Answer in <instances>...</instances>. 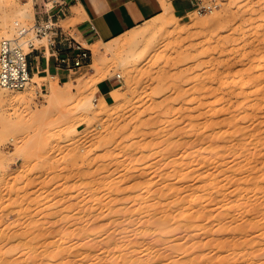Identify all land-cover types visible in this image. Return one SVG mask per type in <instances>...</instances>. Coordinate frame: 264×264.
<instances>
[{
    "label": "rangeland",
    "instance_id": "obj_1",
    "mask_svg": "<svg viewBox=\"0 0 264 264\" xmlns=\"http://www.w3.org/2000/svg\"><path fill=\"white\" fill-rule=\"evenodd\" d=\"M25 1L0 5V23ZM203 5L212 10L119 38L116 56L112 41L83 45L89 66L66 83L0 88L33 94L29 110L43 111L20 106L9 124L0 104V264H127L132 250L136 264H264V0ZM22 21L34 25L35 11ZM117 75V97L101 107L95 89ZM168 212L166 233L140 241L141 224ZM86 244L97 249L87 258Z\"/></svg>",
    "mask_w": 264,
    "mask_h": 264
},
{
    "label": "crops",
    "instance_id": "obj_2",
    "mask_svg": "<svg viewBox=\"0 0 264 264\" xmlns=\"http://www.w3.org/2000/svg\"><path fill=\"white\" fill-rule=\"evenodd\" d=\"M165 1L170 3L174 14L180 19L194 12L191 0ZM45 5L49 8L57 5L50 12L55 24V32L51 34L54 39L35 47L28 61L33 78L45 81L50 78L62 84L74 73L60 66L58 59L76 54L66 49V38H73L87 47L100 41L108 43L163 13L161 0H33L35 15L43 12ZM43 20L48 19L44 16ZM116 83L115 79L100 81L97 96L108 103Z\"/></svg>",
    "mask_w": 264,
    "mask_h": 264
},
{
    "label": "bare ground",
    "instance_id": "obj_3",
    "mask_svg": "<svg viewBox=\"0 0 264 264\" xmlns=\"http://www.w3.org/2000/svg\"><path fill=\"white\" fill-rule=\"evenodd\" d=\"M12 1V0H11ZM161 2H162V7H163V13L160 15V16H158L157 18H155V19H153V20H151V21H149V22H147V23H145L144 25H142V26H139V27H137V28H135V29H133L132 31H130V32H128V33H134V35H132V36H139L140 38H147L148 36H150V34H151V32L153 31V29H154V25L155 24H152V22L153 21H155V20H157V19H159V21L162 23V24H171V23H173V22H176V20H179V18L174 14V11H173V9H172V7H171V5H170V3H167L165 0H161ZM9 3V0H0V5L1 6H6L7 4ZM6 9V8H5ZM34 10V7H33V0H26L24 3H22L21 4V6L19 7V8H17L14 12H13V14L11 15L9 12H7L6 11V14H5V12H2V22L0 23V27H1V30H2V32H3V34L4 35H6V29L8 30V28L9 27H11V29H12V26H13V28H14V26L16 25V24H22L23 23V21L22 20H24L25 21V19H31L32 18V11ZM3 14H5L4 16H3ZM34 15V14H33ZM33 20V19H32ZM194 20V19H193ZM12 24V25H11ZM186 24V26H188V23H185ZM191 24V23H190ZM189 24V25H190ZM11 25V26H10ZM179 27V26H178ZM140 28H142V30L140 31ZM177 28V27H176ZM184 28V27H183ZM10 29V30H11ZM13 30V29H12ZM140 31L138 34H137V32L136 31ZM182 30V29H181ZM2 32H1V35H2ZM128 33H126V34H128ZM126 34H124V35H122L121 37H123V36H125ZM121 37H119V38H121ZM137 37H132V39L133 38H137ZM119 38H117L116 40H118ZM116 40H113L112 42H111V44L110 45H108L107 47H106V51L108 52V53H110V54H112V56H116L117 55V53L120 51V49L122 48V44L120 43V42H117ZM130 40H131V38H130ZM137 40V39H136ZM133 41V40H132ZM135 41V40H134ZM99 43H103V42H99ZM99 43H96V44H99ZM107 44V43H106ZM85 45V44H84ZM94 45L95 44H93V45H91L92 47H94ZM90 46V47H91ZM93 49H95V48H93ZM92 49V50H93ZM106 51H104V52H106ZM93 52H95V54L97 53V52H99V49L97 48L96 49V51L94 50ZM106 52V53H107ZM94 54V55H95ZM109 55V54H108ZM52 92H50L51 93V100L49 101V103L51 104L52 103V99L53 98H55L57 95H58V90H57V86L56 85H53L52 86ZM96 91L98 90V88H96L95 89ZM30 93V92H29ZM109 93V92H108ZM106 94V93H105ZM33 95V94H32ZM32 95H24V94H22V95H17V96H14V97H9L8 95H5V93L4 92H2V91H0V104H3L4 106H6L7 108H8V110L6 111L7 113H9V111L10 112H12L11 114H8L6 117H5V120L9 123V124H14L15 122H17V121H20V118H21V114H17V112H16V109L18 108V107H20V106H22L23 108H26V109H28V111H25V112H23L24 114H25V116H28V117H31V118H37L38 116H40L42 113H43V111L42 110H39V109H36L35 108V110L34 111H31V109L29 110V108H30V106H31V103L33 102V100H34V98H35V96L33 97ZM104 95V94H103ZM102 95V96H103ZM111 96H112V99H115L116 97H117V89L115 88L112 92H111ZM101 100H102V98H100ZM90 103L87 101L86 102V105H89ZM101 104V105H100ZM96 103V101L95 100H93V101H91V104H90V106H92L94 109H96V110H100L99 109V105L102 107V105L104 104L105 106L107 105L106 104V102H104V100L101 102V103ZM103 105V106H104ZM33 109V108H32ZM14 111V112H13ZM91 119L89 118L88 120H87V125H89V124H91ZM178 146V145H177ZM174 147H176L175 145H174ZM103 178V177H102ZM102 178H100V179H102ZM104 178H106V177H104ZM97 179V178H96ZM100 179H99V182H101L100 181ZM104 181V180H103ZM105 181H107V180H105ZM104 181V182H105ZM98 182V183H99ZM111 183H112V181H110ZM93 183V182H92ZM101 183H103V182H101ZM103 185H105V184H103ZM106 185H107V183H106ZM94 187V186H93ZM96 187H97V185H96ZM105 187V186H104ZM109 187V186H108ZM92 188V187H91ZM95 188V187H94ZM107 188V187H106ZM102 189V188H101ZM92 190V189H91ZM100 190V189H99ZM104 190V189H103ZM94 191V190H93ZM140 191H142V190H140ZM139 191V189L137 190V192H140ZM94 192H96V188H95V191ZM138 195V194H137ZM140 195V194H139ZM138 195V196H139ZM161 195V194H160ZM158 197H160V196H158ZM178 201V200H177ZM124 202V201H123ZM179 202V201H178ZM118 203H119V201H118ZM189 203V202H188ZM125 204V203H124ZM177 204V203H176ZM172 205V207H174V205L173 204H171ZM178 205H180V203H178ZM168 206H170V204L168 205ZM175 207H176V205H175ZM180 207V206H179ZM176 209V208H175ZM152 210H154V209H152ZM157 210H159V209H157ZM183 210V209H182ZM186 210V209H185ZM253 211H257L258 213L260 212V209L258 210V208H255V209H253ZM153 212V211H152ZM161 212H163V211H161ZM183 212V211H182ZM165 213V212H164ZM150 214H151V212H150ZM155 214V213H154ZM159 214V213H158ZM162 214V213H161ZM166 215L168 216V217H166ZM151 216V215H150ZM154 216V215H153ZM165 217V218H164ZM164 217H162L161 216V218H163V219H159V218H157L156 219V217H155V221L153 222L151 219H149V221L151 222H153V224L152 225H154L155 227H152V225H150L149 226V224H151L150 222H149V224H143L142 222V224H141V226H142V228L140 227V231L142 230V232H141V234H140V232H138L139 233V239H140V241H142V242H146L148 239H149V242H150V240L152 239V238H150L151 236H150V234L152 233V231H153V228H156V232H159V231H161V233H164L169 227H167V226H171V220H169V218H171L172 217V215L170 214L169 215V212L167 213V214H164ZM175 218V217H174ZM174 218H173V220H174ZM191 219L192 218H186L185 219V223L187 222H190L191 221ZM153 220H154V218H153ZM140 222V221H139ZM145 222H147V221H145ZM169 222H170V224H169ZM80 223V222H79ZM78 223V224H79ZM122 223V222H121ZM120 223V224H121ZM148 223V222H147ZM181 223V222H180ZM186 223V224H187ZM75 224V223H74ZM77 224V223H76ZM73 225V226H76V228H78L79 226H78V224L77 225ZM182 224V223H181ZM184 224V223H183ZM251 224V223H250ZM63 225H67V224H63ZM80 225V224H79ZM89 225V224H88ZM92 226H93V224H91ZM95 225V224H94ZM59 226H60V224H59ZM69 226V225H68ZM72 226V227H73ZM78 226V227H77ZM85 226V224L83 225V227ZM87 226V225H86ZM90 226V225H89ZM65 227V226H64ZM61 228V227H60ZM68 228V227H67ZM80 228V227H79ZM85 228V227H84ZM90 228H92L91 226H90ZM127 228H128V226H127ZM127 228H124V232H123V236L122 237H124V239H125V242H126V240L128 241V239H129V234H130V230H128L127 231ZM62 229V228H61ZM60 229V230H61ZM107 229H109V227L107 228ZM74 230H75V228H74ZM78 230V229H77ZM85 230H87V229H85ZM90 230V229H89ZM106 230V229H105ZM64 231V230H63ZM88 231V230H87ZM87 231L86 232H83L84 234L86 233L87 234ZM103 231V230H102ZM139 231V230H138ZM154 231V232H155ZM164 231V232H163ZM93 232V231H92ZM134 232V231H133ZM137 232V231H136ZM136 232H134V233H136ZM66 233V232H65ZM71 233V232H70ZM76 233H78V231L77 232H75L74 234H76ZM91 233V232H90ZM89 233V234H90ZM100 234H101V232H99ZM106 233V232H105ZM166 233V232H165ZM164 233V234H165ZM107 234V233H106ZM93 235H94V233H93ZM97 235H98V233H97ZM111 235V234H110ZM109 235V236H110ZM122 235V234H121ZM84 236V235H83ZM86 236H88V235H86ZM90 236H91V234H90ZM89 236V240H90V237ZM104 236V235H103ZM153 236V235H152ZM68 237V236H67ZM66 237V238H67ZM72 237V236H71ZM77 237V236H76ZM94 237V236H93ZM92 237V238H93ZM98 237L99 236H97V239H98ZM112 237H113V235H112ZM80 238H83V237H80ZM91 238V239H92ZM95 238V237H94ZM109 239H110V237H108ZM114 238V237H113ZM113 238H111L112 240H113ZM116 238V237H115ZM164 238V237H163ZM86 239V238H85ZM84 239V240H85ZM108 239V240H109ZM124 239H122V241H121V239H120V241L121 242H123L124 241ZM153 239L155 240V237H153ZM152 239V240H153ZM158 239H160V237L158 238ZM73 240V239H72ZM80 240V239H79ZM82 240V239H81ZM106 240V239H105ZM107 240V243H106V241L105 242H103V243H101L102 245H106L109 249H112L111 248V246H112V244L114 243H112V242H110L109 243V241ZM130 240V239H129ZM151 240V241H152ZM77 241H78V237H77ZM114 241H115V239H114ZM131 241V240H130ZM130 241H128V242H130ZM159 242H162V240H158ZM157 240L155 241V244H156V242H158ZM164 241V240H163ZM93 242V241H92ZM98 242V241H97ZM116 242V241H115ZM148 242V241H147ZM158 242V243H159ZM94 243V242H93ZM157 243V244H158ZM117 244V243H116ZM124 244V243H123ZM125 244H127V243H125ZM147 244V243H146ZM150 244H151V242H150ZM154 244V243H153ZM60 245V244H59ZM89 245V246H88ZM86 244V246H88V247H85V249H83L82 248V250H83V252L81 253V255H83L84 256V254H86L87 252V255L85 256L86 258L87 257H89V253H90V251H93L92 249H94V247L96 246H94L93 244ZM101 245V246H102ZM130 245H132L131 243H130ZM144 245V244H143ZM159 245H160V243H159ZM55 246H57V244L55 245ZM83 246V245H82ZM146 246V245H145ZM144 246V247H145ZM81 247V246H80ZM133 247V246H132ZM150 247H151V245H150ZM153 247V246H152ZM181 247H183V246H181ZM101 248V247H100ZM118 248V247H117ZM120 248H121V246H120ZM125 248H127L126 246H125ZM134 248V247H133ZM58 249V248H57ZM95 249H96V247H95ZM94 249V250H95ZM150 249H152V248H150ZM80 250V249H79ZM97 250V249H96ZM103 250H104V248H103ZM106 250H107V248H106ZM115 250V249H114ZM113 250V251H114ZM122 250V249H121ZM129 250V249H128ZM108 251V250H107ZM116 251H117V249H116ZM116 251H114V252H116ZM118 251H120V250H118ZM124 251V250H123ZM133 252H135V250H132ZM77 252H80V251H77ZM133 252H131L130 254H128V255H132V257H134V256H136V254L134 255L133 254ZM136 252H138V251H136ZM55 253V252H54ZM120 253V252H119ZM172 253V252H171ZM174 253V252H173ZM77 254V253H76ZM89 254V255H88ZM92 254H94V252H92ZM153 254V253H152ZM175 254V253H174ZM51 255V254H50ZM54 255V254H53ZM52 255V256H53ZM114 255V254H113ZM77 256H79V254L77 255ZM92 256V255H91ZM90 256V257H91ZM94 256V255H93ZM96 256V255H95ZM98 257V256H97ZM127 257H129V256H127ZM132 257H130L131 258V260L130 259H128L127 261H128V263L127 264H136V262H137V260L138 259H136V261H133L132 259ZM171 257H172V255H171ZM125 258V257H124ZM140 258H142V257H140ZM146 258V257H145ZM151 258V257H150ZM90 259V258H89ZM143 259V258H142ZM51 260V259H50ZM193 260V259H192ZM143 262H145L144 260H142ZM142 261H141V263H142ZM175 261V260H174ZM173 261V262H174ZM178 261V260H177ZM147 262H148V260H147ZM184 262H186L185 260H184ZM197 263V261L195 260V261H192L190 264H194V263ZM183 263V262H182ZM188 263V261L186 262V264ZM137 264H139V263H137ZM145 264V263H144ZM148 264V263H147ZM171 264H175V263H171ZM180 264V263H179ZM185 264V263H184ZM189 264V263H188Z\"/></svg>",
    "mask_w": 264,
    "mask_h": 264
},
{
    "label": "built area",
    "instance_id": "obj_4",
    "mask_svg": "<svg viewBox=\"0 0 264 264\" xmlns=\"http://www.w3.org/2000/svg\"><path fill=\"white\" fill-rule=\"evenodd\" d=\"M194 11L198 14L212 10V7L204 6L203 0H191ZM57 5L47 7L44 11L35 15V23L32 26L16 24L13 34L0 41V88L10 92L22 91L30 86L33 80L32 70L28 57L35 48V41L53 40L52 33L55 32V24L51 20L50 12ZM47 17V21L43 17ZM37 18V20H36ZM66 49L75 51L74 56H65L58 59L60 66L74 74L89 66L91 51L78 43L73 38L65 39ZM28 50V51H27ZM115 80L119 83L121 76L117 75Z\"/></svg>",
    "mask_w": 264,
    "mask_h": 264
}]
</instances>
